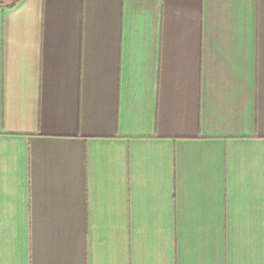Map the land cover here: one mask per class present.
<instances>
[{
  "label": "crops",
  "instance_id": "obj_1",
  "mask_svg": "<svg viewBox=\"0 0 264 264\" xmlns=\"http://www.w3.org/2000/svg\"><path fill=\"white\" fill-rule=\"evenodd\" d=\"M0 264H264V0H0Z\"/></svg>",
  "mask_w": 264,
  "mask_h": 264
},
{
  "label": "trees",
  "instance_id": "obj_2",
  "mask_svg": "<svg viewBox=\"0 0 264 264\" xmlns=\"http://www.w3.org/2000/svg\"><path fill=\"white\" fill-rule=\"evenodd\" d=\"M15 3V2H14Z\"/></svg>",
  "mask_w": 264,
  "mask_h": 264
}]
</instances>
